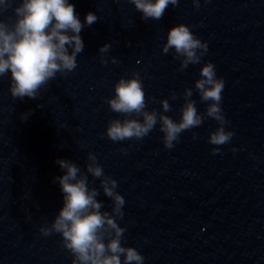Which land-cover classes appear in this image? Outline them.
Listing matches in <instances>:
<instances>
[{
  "label": "water",
  "instance_id": "obj_1",
  "mask_svg": "<svg viewBox=\"0 0 264 264\" xmlns=\"http://www.w3.org/2000/svg\"><path fill=\"white\" fill-rule=\"evenodd\" d=\"M69 2L82 23L90 11L99 18L80 33L78 67L66 77L57 74L37 99L14 100L10 73L0 78V264H71L60 235L45 237L39 226L63 206L53 177L65 170L56 160L84 168L88 151L118 181L126 201L122 243L137 248L144 264H264V0H201L198 11L192 0H180L158 21L143 20L128 0ZM178 23L208 42L201 63L183 71L171 53L161 52L168 29ZM105 42L119 64L100 63ZM208 61L224 78L222 108L226 127L235 131L222 154H212L208 143L213 119L182 133L172 149H165L159 125L141 141L107 138L108 121L123 117L105 98L114 95L122 75L146 73V96L157 101L175 91L179 98L170 100L166 114L179 120L181 94L194 89ZM192 98L203 112L206 104L195 89ZM152 108L162 111L159 103L149 102ZM94 186L100 187L99 179ZM97 199L111 210L102 189Z\"/></svg>",
  "mask_w": 264,
  "mask_h": 264
},
{
  "label": "clouds",
  "instance_id": "obj_2",
  "mask_svg": "<svg viewBox=\"0 0 264 264\" xmlns=\"http://www.w3.org/2000/svg\"><path fill=\"white\" fill-rule=\"evenodd\" d=\"M128 2L142 14L143 20L158 21L169 6H178L180 0ZM210 2L205 0V3ZM200 3L201 0H192L197 11ZM9 9L14 17L5 18ZM98 19L96 13L90 11L82 23L69 0H0V78L10 73L11 97L14 100L37 99L57 74L66 77L72 73L78 67V54L84 50L80 33ZM111 48V42L99 47L101 64L120 63L115 56L109 55ZM161 52L171 53L179 60V68L183 71L189 65L201 63L208 52V42L201 40L189 25L178 23L168 29ZM144 75L146 73L135 70L130 76L122 75L114 85V95L105 98L109 110L123 117L108 121L107 138L114 143L141 141L159 125L165 149H172L180 142L182 133L213 119L217 126L209 133L208 143L214 146L212 154H222L221 146L232 141L235 131L226 127L230 121L222 108L225 81L217 75L214 63H203L199 78L194 82L200 102L206 104L204 111L198 110L192 98L193 87H185L179 120L166 114L172 110L170 100H177L178 94L171 91L168 97L158 101L146 96ZM149 102L159 103L162 111L149 110ZM29 115L30 112H26L20 118L27 120ZM192 139H198L196 132H192ZM120 151L126 153L127 149ZM231 151L235 153L237 149L233 147ZM56 163L65 170L62 175L53 177V183L59 184L63 194V206L51 223L39 226V232L45 237L59 234L62 247L72 256L71 264H144L145 257L137 248L122 243L127 225L119 221L124 219L126 201L117 191L118 181L105 173L96 153L88 151L84 168L66 158H58ZM96 179L100 181L99 188L94 186ZM101 189L112 201L110 211L104 207L103 200L97 199Z\"/></svg>",
  "mask_w": 264,
  "mask_h": 264
}]
</instances>
